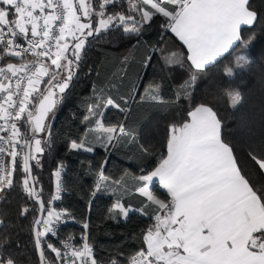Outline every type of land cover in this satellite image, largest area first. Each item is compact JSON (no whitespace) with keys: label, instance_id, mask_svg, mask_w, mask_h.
Returning <instances> with one entry per match:
<instances>
[{"label":"snow or ice","instance_id":"snow-or-ice-1","mask_svg":"<svg viewBox=\"0 0 264 264\" xmlns=\"http://www.w3.org/2000/svg\"><path fill=\"white\" fill-rule=\"evenodd\" d=\"M154 18H162L161 27L187 50L173 51L166 60L190 65V81L177 94L190 102L188 89L196 73L236 47L247 48L255 33L245 39L242 32L253 28L259 14L250 0H0V200L19 184L36 206L20 205L19 213L23 217L34 212L30 231L37 264H120L95 256L88 222H83L79 244L71 235L60 239V246L54 243L52 238L59 239L58 225L75 219L54 205L64 190L63 166L52 173L55 191L47 199L33 168L42 167L49 114H54L74 79L89 38L113 28L139 35ZM249 63L241 55L236 66ZM225 74L232 76L233 69L226 68ZM159 88L149 84L144 93L161 101ZM227 95L232 107L241 102L238 91ZM129 96L118 101L101 90L84 117L87 133L71 141L70 149L91 153L96 147H118L130 133L122 122H107L106 113L110 109L127 113ZM248 155L264 174V149ZM140 171L130 180L109 183L101 166L92 192L93 197L100 192L115 197L109 219L127 220L130 213H139L150 221L142 229V246L126 264H264V184L257 186L240 167L211 106L190 102L185 118L169 125L156 166ZM156 183L168 199L155 194ZM130 187L144 198L136 206L122 202ZM3 215L0 227L5 224ZM7 245V238L0 237V264H20L6 254Z\"/></svg>","mask_w":264,"mask_h":264},{"label":"trees","instance_id":"trees-1","mask_svg":"<svg viewBox=\"0 0 264 264\" xmlns=\"http://www.w3.org/2000/svg\"><path fill=\"white\" fill-rule=\"evenodd\" d=\"M250 3L258 12L259 20L252 29L245 28L242 35L247 39L254 32L255 38L247 48L236 47L206 71L196 73L188 92L191 104L203 103L217 112L222 121V138L234 148L240 167L259 186L264 184V174L258 173L248 154L264 149V0H250ZM162 22V18H154L142 27L139 35L113 28L95 39L89 38L91 43L82 53L76 75L55 107L59 111L50 136L44 137L49 142L44 145L40 158L42 167L33 168L47 199L55 190L52 173L63 166L64 190L54 205L67 209L75 219L62 224L59 233L85 231L81 224L88 222L94 254L105 262L116 259L125 264L127 257L142 246V229L150 221L139 213H130L127 220L108 218L115 197L110 192L92 196L99 169L103 166L111 183L122 178L130 180L131 176L141 174V168H154L164 151L169 125L181 122L190 107L189 100L177 95L182 92L184 82L190 81V65L185 63L181 67L166 60L173 51L185 54L187 51L172 33L165 32ZM241 55L250 63L237 68L236 61ZM226 68L233 69L232 76L225 74ZM149 84L160 86L161 101L147 98L143 91ZM101 90L118 101L120 96L131 94L127 113L116 109L106 113L107 122L124 123L130 136L118 147L108 150L96 147L91 153H82L70 149L71 141H79L87 133L84 117ZM230 90L241 94V102L236 107L230 104L227 95ZM154 191L159 198L168 199L166 190L157 183ZM143 199L130 187L122 202L136 206ZM25 203L36 207L26 199L19 184L6 191L0 200V213L5 220L0 237L8 240L6 254L20 264H37L30 231L34 212L23 217L19 213L20 205Z\"/></svg>","mask_w":264,"mask_h":264},{"label":"built area","instance_id":"built-area-1","mask_svg":"<svg viewBox=\"0 0 264 264\" xmlns=\"http://www.w3.org/2000/svg\"><path fill=\"white\" fill-rule=\"evenodd\" d=\"M62 177V176H61ZM54 181H55V178H54ZM54 188H55V185H54ZM55 191V190H54ZM55 207H57L58 209H64L62 206H55ZM67 222H73V220H70V221H67ZM64 223H66V222H62V223H60L59 225H58V232H59V228H60V226L62 225V224H64ZM83 224H81V226H82ZM83 228V227H82ZM84 231H81V232H78L77 234H71V233H68V234H60L59 233V239L58 238H54L55 240H56V242H57V246H60V242H59V240L60 239H67V237L69 236V235H71V236H73V238H74V242L76 243V244H79L80 243V237H81V234L83 233ZM126 264V263H125Z\"/></svg>","mask_w":264,"mask_h":264},{"label":"water","instance_id":"water-1","mask_svg":"<svg viewBox=\"0 0 264 264\" xmlns=\"http://www.w3.org/2000/svg\"><path fill=\"white\" fill-rule=\"evenodd\" d=\"M58 111H59V109L57 108V109L55 110L54 114H52V115L50 116V129H51V127H52V123H53L54 118H55V116L57 115Z\"/></svg>","mask_w":264,"mask_h":264},{"label":"crops","instance_id":"crops-1","mask_svg":"<svg viewBox=\"0 0 264 264\" xmlns=\"http://www.w3.org/2000/svg\"><path fill=\"white\" fill-rule=\"evenodd\" d=\"M187 51V50H186ZM71 143V142H70ZM79 152H82V153H85L84 151H79ZM158 184V183H157ZM159 185V184H158ZM159 187H161L160 185H159ZM162 188V187H161ZM121 220H124L123 218H120Z\"/></svg>","mask_w":264,"mask_h":264},{"label":"rangeland","instance_id":"rangeland-1","mask_svg":"<svg viewBox=\"0 0 264 264\" xmlns=\"http://www.w3.org/2000/svg\"><path fill=\"white\" fill-rule=\"evenodd\" d=\"M143 92H144V91H143ZM54 110H55V109H54ZM54 110H53V111H54ZM51 114H52V113H50L49 115L51 116Z\"/></svg>","mask_w":264,"mask_h":264}]
</instances>
